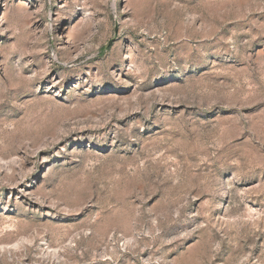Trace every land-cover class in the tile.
Here are the masks:
<instances>
[{
  "label": "rangeland",
  "instance_id": "374dc122",
  "mask_svg": "<svg viewBox=\"0 0 264 264\" xmlns=\"http://www.w3.org/2000/svg\"><path fill=\"white\" fill-rule=\"evenodd\" d=\"M0 264H264V0H0Z\"/></svg>",
  "mask_w": 264,
  "mask_h": 264
}]
</instances>
